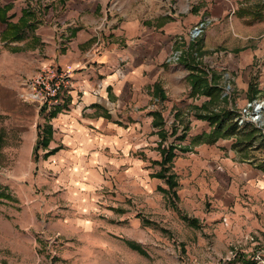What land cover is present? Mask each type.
Returning a JSON list of instances; mask_svg holds the SVG:
<instances>
[{
    "label": "rangeland",
    "instance_id": "1",
    "mask_svg": "<svg viewBox=\"0 0 264 264\" xmlns=\"http://www.w3.org/2000/svg\"><path fill=\"white\" fill-rule=\"evenodd\" d=\"M262 1L239 0L238 7L253 14ZM39 19L45 16H33L35 24ZM253 26L252 36L203 53L206 81L220 86L211 101L200 109L170 108L163 127L152 123L145 181L128 173L120 150H101L106 158L88 170L41 158V149L33 161L36 129L50 110L20 99L30 74L8 79L0 65V264H264L263 191L244 178L250 171V182L264 181V135L259 126L233 122L241 104L264 102V19ZM31 30L23 33L24 44ZM17 43L0 41V53L8 50L18 64L19 54L9 49ZM195 51L194 64L203 65ZM226 56L241 62L242 89L234 90L216 68ZM14 78L18 85H8Z\"/></svg>",
    "mask_w": 264,
    "mask_h": 264
},
{
    "label": "crops",
    "instance_id": "2",
    "mask_svg": "<svg viewBox=\"0 0 264 264\" xmlns=\"http://www.w3.org/2000/svg\"><path fill=\"white\" fill-rule=\"evenodd\" d=\"M238 1L50 0L25 6L19 0H0V24L4 25L0 41L18 42V46L9 49L17 52L20 59L17 64L8 50H2L0 65L6 78L32 74L47 64L67 71L71 78L70 87L63 90L57 105L49 109L40 106L39 111H50L44 124L37 127L48 125L51 134L46 146L37 150L41 149L42 155L53 150L48 156L84 170L93 169L95 161L101 163L106 158L101 150H120L124 153L120 163L123 161L128 173L145 181L144 147L148 133L155 131L152 123L163 127L164 111L177 112L192 106L200 109L201 104L211 101L202 92L203 87L193 91L190 68H201L206 78V50L253 35L254 20L249 23L248 15L237 14L243 8L238 7ZM22 14L27 19L23 27L20 25L22 37L4 40L1 33L6 23H17ZM228 14L230 20L226 22ZM36 15L45 16L44 21L39 19L40 23L35 24ZM203 19L207 23L201 34L191 37V28ZM29 30L32 36L24 44L23 33ZM196 48L203 65L194 64ZM221 52L227 51H218ZM239 65L241 62L226 56L216 67L230 77L234 90L243 88ZM176 66L183 69L172 75ZM12 71L16 72L9 73ZM16 78L8 85L17 86ZM207 84L214 85L210 81ZM35 141L36 134L31 154ZM136 150L143 153L128 157ZM76 172L86 174L82 170ZM251 175L248 171L244 178L252 187L258 186L264 197V181L250 182Z\"/></svg>",
    "mask_w": 264,
    "mask_h": 264
},
{
    "label": "built area",
    "instance_id": "3",
    "mask_svg": "<svg viewBox=\"0 0 264 264\" xmlns=\"http://www.w3.org/2000/svg\"><path fill=\"white\" fill-rule=\"evenodd\" d=\"M207 21V19H205ZM204 23L199 21L191 28L190 36L195 38L202 32ZM172 58H175L174 55ZM71 85V78L67 71L59 68L54 64L41 66L38 70L24 78L22 81V90L19 93L20 99L31 101L37 105L45 106L49 109L58 104L63 90L68 89ZM228 84L224 89L228 88ZM227 93H223L225 95ZM264 108V102L260 100H252L241 104L233 118V122L237 127L253 124L261 128L264 135V119L261 118V112Z\"/></svg>",
    "mask_w": 264,
    "mask_h": 264
},
{
    "label": "trees",
    "instance_id": "4",
    "mask_svg": "<svg viewBox=\"0 0 264 264\" xmlns=\"http://www.w3.org/2000/svg\"><path fill=\"white\" fill-rule=\"evenodd\" d=\"M254 10L255 11L252 14L250 13L251 11L248 9L246 10L245 8H239L237 10V14L239 16L248 15L250 19L249 23L253 20H263L264 14H261V13H262V10H264V0ZM23 16L24 15L22 14V16L19 18L17 23H6V28L3 31V33H1L2 34L1 37H3L4 40L13 41V40H19L22 37L20 34V32L22 31V29L20 28V25H22V27L25 25V19ZM190 69H191V72H190L189 78L191 81L193 91L203 86L202 92L205 93L207 96H209L210 100H212L215 97V95L218 94L219 88L216 86H211L207 84L205 73L201 68L194 66L193 68H190ZM209 118L211 119L210 123L214 122L215 124L216 118H213L214 120H212L211 116H209ZM221 123L223 122H218V127H220ZM234 128H235L234 125L228 128L227 130L228 133H232ZM50 134H51V131L48 125H44L41 128L37 127L36 141H35V145L33 147L32 154H31L33 161H36L38 158V155L36 153L37 148L46 146L48 139L50 137ZM52 152L53 150L44 153L43 155H41V158L48 156ZM2 195L3 193L0 191V197Z\"/></svg>",
    "mask_w": 264,
    "mask_h": 264
}]
</instances>
